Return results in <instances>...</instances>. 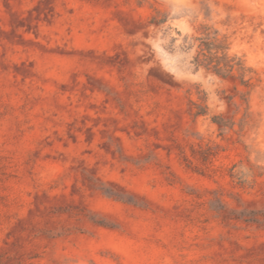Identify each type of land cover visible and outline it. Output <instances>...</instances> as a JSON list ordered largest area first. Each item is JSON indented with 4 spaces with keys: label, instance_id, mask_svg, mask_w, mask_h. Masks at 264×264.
<instances>
[{
    "label": "rangeland",
    "instance_id": "1",
    "mask_svg": "<svg viewBox=\"0 0 264 264\" xmlns=\"http://www.w3.org/2000/svg\"><path fill=\"white\" fill-rule=\"evenodd\" d=\"M0 264H264V0H0Z\"/></svg>",
    "mask_w": 264,
    "mask_h": 264
},
{
    "label": "trees",
    "instance_id": "2",
    "mask_svg": "<svg viewBox=\"0 0 264 264\" xmlns=\"http://www.w3.org/2000/svg\"><path fill=\"white\" fill-rule=\"evenodd\" d=\"M156 14L152 23H162L165 18L160 17L162 10L155 7ZM198 34L193 35L188 43V48H195L192 62L197 67H205L225 78L239 79L244 85H252L251 77L247 78V72L252 71V67L245 64V60L237 55H231V34L223 33L212 24L201 23L197 28ZM201 101L192 100L197 107L196 114H207L208 106L204 105L205 98ZM218 117V116H217ZM213 117V120L221 123V120ZM218 119V120H217Z\"/></svg>",
    "mask_w": 264,
    "mask_h": 264
}]
</instances>
